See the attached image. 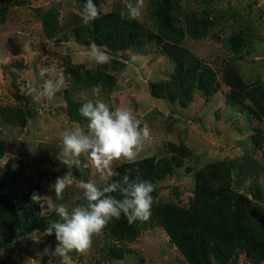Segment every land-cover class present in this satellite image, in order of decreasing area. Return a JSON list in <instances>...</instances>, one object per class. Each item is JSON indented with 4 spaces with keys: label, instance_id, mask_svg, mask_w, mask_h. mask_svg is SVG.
I'll return each mask as SVG.
<instances>
[{
    "label": "rangeland",
    "instance_id": "1",
    "mask_svg": "<svg viewBox=\"0 0 264 264\" xmlns=\"http://www.w3.org/2000/svg\"><path fill=\"white\" fill-rule=\"evenodd\" d=\"M15 1H0V139L6 145L0 158V199L10 201L31 224L15 233V226L5 223L0 213V264H49L50 259L52 264H61L59 257L42 255L46 247L54 250L58 243L54 232L45 235L48 224L60 219L49 205L64 204L71 211L83 196L80 181L101 185L93 167L68 169L57 159L62 132L76 126L87 131L89 123L87 119L75 122L69 118L66 89L83 103L100 99L111 111L131 109L141 127L147 124L151 136L136 159L181 157V166L156 183L151 209L169 203L212 217L221 212L257 238L264 237V0H167L172 29L176 23L183 24L187 16L206 23L204 36L197 38L185 32L181 37L170 34L160 22L158 7L163 0H145L138 20L164 41L184 47L214 73L215 82L209 83V90L194 84L188 87L187 98L170 83L176 79L177 65L160 43L148 44L142 53H108L109 61L102 65L90 62V46L77 43L70 33L72 27L83 23L84 0ZM97 1L102 12L115 6L125 9L126 0ZM128 2L135 4L136 0ZM49 14L57 24L52 34L44 22ZM233 35H239L240 41L232 43ZM133 54L138 57L135 62L130 60ZM52 64L62 71L65 87L52 100L34 98L37 93L29 94V89L39 90L43 84L39 68ZM67 65L79 71L112 74L115 85L110 92H100L99 97L93 95L92 88L72 89ZM228 66L245 84L263 90L260 105L244 99L243 105L235 107L226 101L229 86L221 77ZM152 84L173 87L171 97L154 96ZM256 134L260 135L255 138ZM80 159L82 165L88 163L86 154ZM125 162L114 161L113 169ZM68 170L73 184L65 189L62 199H57L50 186ZM198 170L208 172L214 187H228V196H199L195 192ZM34 192L41 199L32 203L29 198ZM115 221L113 218L93 236L87 252L73 250L72 264H187L160 225L135 228L137 232L129 236L115 226ZM133 223L137 226L138 220ZM4 230L12 235L7 236ZM114 250L122 257L112 255ZM241 259L240 263L231 257L226 264H264L259 255L244 252Z\"/></svg>",
    "mask_w": 264,
    "mask_h": 264
},
{
    "label": "trees",
    "instance_id": "2",
    "mask_svg": "<svg viewBox=\"0 0 264 264\" xmlns=\"http://www.w3.org/2000/svg\"><path fill=\"white\" fill-rule=\"evenodd\" d=\"M0 1L8 3L15 0ZM84 2L86 3V0ZM94 3L99 8L98 1L94 0ZM169 10L167 0H163L162 5L158 7L162 16L160 22L169 29L170 34L181 37L185 32L194 38L204 36L207 25L201 19H199L201 23H198L196 20L199 17L187 16L183 24L176 23L172 29L168 21ZM121 11H126V9L119 6H115L108 12H102L100 9V15L96 20L88 24L76 25L70 29V33L77 43L90 46L94 42L112 55H117L119 51L125 50L142 53L148 44L160 43L163 50L173 58L177 65L176 79L170 83L180 89L179 92L182 96L187 98L189 88L194 84L206 91L210 89L209 83L213 84L215 77L208 66L201 64L196 57L190 55L179 44L164 41L138 19H121ZM48 17H44V22L46 29L52 34L57 26L56 19L50 14ZM164 35L166 36V33ZM240 39L239 35L231 36L232 43H237ZM66 72L72 78V89H79L80 87L93 89L97 85H102L101 92H110L115 85V77L109 73L79 71L71 65H67ZM221 82L229 86L226 101L230 105L241 106L244 99H249L255 106L262 102L263 90L260 87L245 84L235 69L230 66L223 71ZM168 84L166 87L152 84V94L160 98L170 96L173 87H169ZM64 96L69 118L75 122L86 120L79 112L83 102L73 99L72 91L69 89L64 91ZM252 112L255 113L254 110ZM27 114L30 113L27 112ZM261 133L264 134V128ZM259 135L254 136L256 138ZM174 148V146L171 147L172 151L175 150ZM5 152V142L0 139V158ZM181 164L182 159L178 154L165 156L158 160H154L153 157H144L116 166L114 171L118 172L119 176L113 179L122 180L124 175H128L133 180L152 182L156 190V183ZM227 170L229 172L228 168ZM207 174L208 172L204 170L195 172V192L205 198L228 196L230 189L224 186L214 187L207 178ZM100 186L102 187V185ZM111 195L117 199H122L118 192ZM29 199L33 203L32 196ZM82 203H85L83 196L77 200L78 205ZM1 212L5 216L4 222L15 226L13 230L15 233L20 232L22 226H30L29 224H31L29 218L21 217L15 206L8 200L0 199ZM233 222L228 215L221 212L212 217L206 213L180 209L166 203L151 209L150 217L147 220H138L137 226L134 223L130 224L123 214L118 219L116 218L115 226L119 227L122 233L131 236L133 232H137L135 228L140 230L154 224L160 225L177 249L184 255L187 264H226L228 258L231 257L241 263V256L244 252L249 255H259L264 261V237L257 238L243 224L239 222L233 224ZM2 232H6L7 236L12 235L6 230ZM112 255L116 258L122 257V253L115 250Z\"/></svg>",
    "mask_w": 264,
    "mask_h": 264
},
{
    "label": "clouds",
    "instance_id": "3",
    "mask_svg": "<svg viewBox=\"0 0 264 264\" xmlns=\"http://www.w3.org/2000/svg\"><path fill=\"white\" fill-rule=\"evenodd\" d=\"M144 3L145 0H136L135 4L126 0V11H121V19H139ZM99 15L100 9L94 0H86L83 23L88 24ZM87 59L102 65L109 61V55L93 42ZM137 59L135 54L130 57L131 62ZM88 68H92V63L88 64ZM39 75L43 79L41 88L29 89V94L37 93L34 98L52 100L65 87V77L55 64L39 68ZM46 76L48 78L44 79ZM101 88L102 85L93 87V95L99 97ZM79 112L89 121L87 131L80 126L65 129L61 134L62 149L57 159L68 169L93 167L99 174V184L102 187L96 181H80L78 187L83 190L85 203L71 211L64 204L49 205L60 219L48 224L45 235L50 236L54 232L58 243L54 250L46 247L42 255L59 257L61 264H72L70 253L73 250L81 254L87 252L92 245L93 236L99 235L113 218L118 219L123 214L130 224L136 220H147L151 214L154 199L152 194L155 191V185L150 181L133 180L128 175H124L122 180L113 179L119 176L113 169V162L134 161L144 143L150 139L151 133L147 124L141 127L131 109L120 107L111 111L108 104L100 99L87 100ZM83 154L87 155L88 163L82 165L80 157ZM73 179L69 170L64 176L56 178L50 187L54 189L57 199H62L63 192L73 184ZM116 192L120 193L122 199L111 195ZM48 198L51 201V197ZM32 199L39 201L41 196L34 192ZM49 264H52L51 259Z\"/></svg>",
    "mask_w": 264,
    "mask_h": 264
}]
</instances>
